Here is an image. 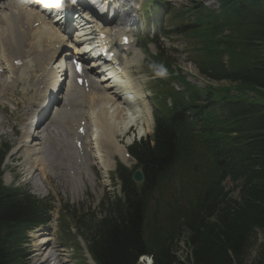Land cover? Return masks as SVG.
Here are the masks:
<instances>
[{
	"label": "trees",
	"instance_id": "1",
	"mask_svg": "<svg viewBox=\"0 0 264 264\" xmlns=\"http://www.w3.org/2000/svg\"><path fill=\"white\" fill-rule=\"evenodd\" d=\"M222 9L221 24L217 19L209 23L213 30L225 26L229 35L206 73L228 88L264 90V0H222ZM224 95L216 98L230 116L242 118L233 125L215 131L205 118L162 124L167 137L156 134L160 156L149 160L134 149L145 182L139 188L126 170L119 171L127 195L110 205L109 215L91 232L88 244L96 264H134L142 254L150 255L153 264H180L176 252L181 242L187 250L185 264H245L256 233L264 232V101ZM2 158L0 153V165ZM173 164L181 169L177 196L166 203L168 221L150 230L147 241L141 229L145 199ZM205 170L206 180L198 179ZM226 177L240 183L236 196L216 189ZM165 188L162 183L160 191ZM40 208L32 197L6 190L0 181V264H23L19 246L29 223L40 220ZM5 239L19 257L10 253ZM252 264H264V243Z\"/></svg>",
	"mask_w": 264,
	"mask_h": 264
},
{
	"label": "bare ground",
	"instance_id": "2",
	"mask_svg": "<svg viewBox=\"0 0 264 264\" xmlns=\"http://www.w3.org/2000/svg\"><path fill=\"white\" fill-rule=\"evenodd\" d=\"M159 16H162V12ZM157 18H159V20L155 19L153 23L157 22L159 26L161 18ZM39 21H44L43 16L38 13L36 14L29 6L23 7L21 4H16L13 0H0V69L7 75V79L5 80L6 93H14L16 83L19 82V80L17 82V79L15 80L16 75L25 72L27 69L26 59L36 64V68L33 70L34 73H37L35 75L36 78L33 79L35 90H30L33 94L25 92V100L23 102L27 105V117L30 116L31 119L42 115L46 108L45 106L53 95L52 91H55L58 85V83L54 82V72L48 68L51 60L56 56L60 48L66 49V54L68 55L71 49L74 50L76 45L81 44L80 41L66 40L65 37L60 34L59 26L48 25L46 22H42L39 27L34 28L33 25ZM94 30L96 29L92 25L85 26V28H80V33L87 34ZM105 34L109 35L110 33L107 32ZM115 36H117L116 33ZM91 40V43H98L96 38H91ZM81 52L82 51L75 49L74 54L85 57ZM15 61H20L22 66L16 67L14 65ZM95 66L97 65L95 61H93L92 67ZM30 71L28 73L29 79H31ZM89 74L90 76H96L97 73L91 71ZM107 75L111 77L114 75L122 78V76L116 74L112 70L109 71ZM121 75H125V72ZM71 77L72 73L69 72L66 75V81L62 83L57 93V95L60 93L62 94V97L57 100V103H59L61 107L55 105L58 112L55 121L51 124V127H53L51 136L46 134L50 126L46 131L37 130L35 132L31 130L32 134L27 132L24 138L22 137L23 139L21 142H19L13 150V154L15 155H17L21 149L25 150V160L23 164H25V166H30L32 164V166H30L31 171L35 169V167L39 169L38 171H40L41 167L44 170V168L47 169L48 165H50H46V162L49 161L50 163L53 157L51 156L52 158H50V152L47 150L48 145L46 149V143L51 140L54 142L55 156L58 157L63 166H68L69 171H73L75 175L81 170H84L86 173L88 172L90 154L95 163L106 171L107 168L109 169L113 166V163H110V160L106 159L100 147V143L103 141L102 135L107 139L106 145L114 148L113 154L118 152L122 156L124 153L120 147L118 137H124L127 134L128 127L134 122V118L141 116L147 111L146 106L142 103L140 93H136L134 96L142 103V109L139 108L138 104L130 106L133 99L128 96V94L132 89H128L126 82L123 83L126 84L128 90L119 89L121 92L125 93V99H123L124 103H122L125 106H122L120 103H116V96L111 92V87L109 88L108 85L104 84L106 80L105 76L100 82L90 84L91 91L89 93H84L80 89H75L72 85ZM36 80L41 81L36 82ZM95 88L97 89L96 91ZM3 95L5 96V94ZM39 99L42 104L38 102ZM83 104L87 109L86 113L89 115L92 129L90 135L87 136V138L85 137L84 145L82 146V155H79L72 146L70 135H72L74 131L72 123L76 122L75 126L79 127V123L83 120L82 117H86V115L80 116V112L84 107ZM48 108L49 107H47V109ZM129 112H131V116L129 118L130 120H128L129 122H127L124 117H126ZM32 125L33 124H31L30 127H33ZM119 128H122V132ZM129 130H131V128ZM137 134H140L139 136L142 135V130L140 128H138ZM39 139H43V142H40ZM127 141L130 142L131 138L127 139ZM32 142H34V145L31 147L30 145L33 144ZM87 142H90L91 147H89V149L88 144H86ZM19 154L21 153L19 152ZM31 157L34 158L32 161L30 159ZM77 160H79V163ZM42 174V177H44L45 173L43 172ZM27 181H32L31 183L34 186L37 185L36 187L42 185V181L38 176L32 175L27 178ZM39 236H43V232H40ZM36 238L38 239V237ZM44 246L50 247L48 248L47 255L43 256L44 251H42L40 253L41 255L37 257L39 252H35L37 259L42 263H45L48 259L56 262L58 258L56 259V256L52 258L51 252L53 246H51V239H46L45 237L40 242L38 241L34 247L41 251Z\"/></svg>",
	"mask_w": 264,
	"mask_h": 264
},
{
	"label": "rangeland",
	"instance_id": "3",
	"mask_svg": "<svg viewBox=\"0 0 264 264\" xmlns=\"http://www.w3.org/2000/svg\"><path fill=\"white\" fill-rule=\"evenodd\" d=\"M120 3H122V0H120ZM120 3H118L116 5H120ZM186 3H187V0H170V4L173 5L174 8H176L180 5H182V6L186 5ZM204 4H208L209 7L212 9L215 8V4L213 3L212 0H210ZM143 6L150 8V4L148 1H145L143 3ZM111 29L113 31H115V28H111ZM152 32L154 33V29H152V28L150 29V27L146 28L142 31V33L145 35L146 38H151L153 35ZM171 38L172 39L169 42L165 41V45L167 46V48H169L170 56L172 57L174 62L181 69L192 71V69L187 64L186 55L182 51L181 41L174 36H172ZM37 45H38V42H37ZM122 62H123V67L127 70V66H128L127 60H125V58H122ZM35 68H36V64L32 63V69L30 71L32 81H33V79L36 78L35 75L37 74V73H34V71H33ZM107 68H110V67H107ZM126 75H127V78L123 77L122 79H123V81L127 82L129 80V78H128L129 76H128V74H126ZM39 78H41V77H39ZM6 79L7 78L5 75L0 78V88H1L0 93L2 94V95L0 94V143L5 142V143L9 144L11 146V151L13 153V150L16 148L18 143L21 142V140L24 138L26 133L30 132L31 130L36 132L38 126H36V128L30 127L31 123L27 122V120H26V115H27L26 114L27 113L26 106L27 105L26 104H24L25 107H20V108H15V106H14V104L19 103L20 98L17 95L21 94L22 92H25L26 90H30L31 85L26 86V85H24V83L17 84V86L15 87L14 97L12 99V102L14 104H12V103L9 104L8 102L3 101V98H4L3 94H5V96L8 94L5 91V85H6L5 80ZM26 79H27V76H25L24 74H22L18 78V80H20V81H23ZM110 80L112 81L113 84H115L117 82L115 80L114 75H112ZM142 81H143V78H142ZM142 81L135 82V83L138 84V83H141ZM148 82H149V79L147 80V83ZM199 83L202 84V81H199ZM217 84L220 86H226L227 85L224 82H220ZM131 85L133 87V84H131ZM137 87H138V85H137ZM133 88H135V87H133ZM119 89L128 90L126 87V84L123 82H120ZM115 99H116V103H119L120 99H117L116 97H115ZM121 103H124V102L121 101ZM18 106H19V104H17V107ZM83 106L84 107L80 112L81 113L80 116L86 115V117L89 119V115L86 113L87 109H86L84 104H83ZM148 112H149V110H148ZM90 123H91V121L89 119V128L92 129V126H90ZM141 123H140V125H141ZM143 125H144V127L141 125V126H139V128H142V130L144 132V136L151 135V133H152V122L150 120L145 121L143 123ZM90 129H89V131H90ZM119 129L122 132V128H119ZM93 130H94V128H93ZM117 131L120 132L119 130H117ZM147 134H149V135H147ZM138 135H140V134H138ZM138 135H137V129H136L134 132L133 131L130 132L127 135V137H125V138L118 137V140L120 141V143H119L120 147L121 148H123V147L127 148L134 141L135 142L137 141V139L139 138ZM20 137H21V139H20ZM130 137H131V139H133L131 141V143L127 141V139ZM102 140L103 141H101L100 147L102 148L103 154L106 156V159H109L110 163H111L112 159L114 158V155H113L114 148L108 147L106 145L107 139L104 138L103 135H102ZM32 143L33 144L30 145L31 147L34 145V142H32ZM47 145H48V149H47ZM52 146H54V145H51L50 141H47L46 149L48 150V152H50V158H52V157L53 158L50 161V163H49V161L46 162V165L47 164H50V165H48L47 169L44 168V170L41 167L42 169L40 168V171H38L39 169L37 167H35L36 170L33 169L31 171L30 166H32V164L30 166L29 165L25 166V164H23V161L25 160L24 159L25 158V150H23V149H21L19 151L21 154H19V152H18L17 155H13V156L9 157L6 160V163H5L4 168H3L4 185L6 187H14V188L23 187L26 190L30 191V193H32L36 196L39 195L40 197H44L45 199H48L51 202L52 206L55 208V213L53 214V222L48 227L49 233H50L49 235L55 239L54 245L56 247V250L59 253H63V251H61L62 249H64L66 251V253H64V257H62V258L59 257V260H58L59 264H63L62 262H64V264H83V262H85L87 264H94V262L91 263V261H92L91 258L85 260L84 257L86 256V254H84L82 251H77L74 248H70L66 245L67 239L64 237L65 235L63 233H61L59 228H58L59 219H60V212L62 211L63 207L65 206L66 208H68V212H76V215L78 217L86 214L87 212H93V213L99 214L98 205L104 198H106V197L113 198L114 196L120 194L118 182L116 181L117 183L113 184L112 181L110 180V174L112 172H114L113 170L116 168L117 162L115 160V165L113 166V168L110 169L107 173H104L99 169L98 166L95 165V161L92 158H90V166L92 168V171H91L92 176L89 180V183L86 184L84 182H78L76 185H69L67 180L64 179V172H65L64 166L61 164L58 157L55 156V154H54L55 149ZM30 159L32 161L34 158L31 157ZM125 167L128 169L132 168V166H129V163H126ZM43 172L45 173L44 177H42ZM58 172H59V175H61V177L56 178L55 175H52V174H55ZM32 175L38 176V178H40L42 180V182H43L42 187L43 188L35 187L33 184L30 183L31 181H27V178H29ZM224 186L228 192L233 189L232 184H230L229 182H225ZM67 222H69L70 228L73 229L74 225L69 221L68 218H67ZM74 234H75V232H74ZM36 236H37V231H34V232L28 234L29 239L33 240V241L35 240ZM263 243H264V232H257L255 245L251 248V250L247 254V256L245 258V264H252L253 262H255V260H257L258 253L260 250V246ZM80 245H81L82 249L86 248L85 242L82 240H81ZM30 246H31V244L29 241V243L26 247L29 250L28 253L30 254L29 264H39V262H37L38 259L36 257L32 256V252H31L32 250L30 249ZM34 252H39V254H37V257H38L39 255H41L40 253L42 252V250L40 251V250L35 248ZM186 253H187L186 247L181 242L179 247L177 248V252H176V255H177V258H178L180 264H185ZM54 256L55 255L52 253V258H54ZM57 258L58 257L56 256V259ZM45 264H52V262L48 261ZM140 264H145V262L142 261V263L140 262Z\"/></svg>",
	"mask_w": 264,
	"mask_h": 264
},
{
	"label": "water",
	"instance_id": "4",
	"mask_svg": "<svg viewBox=\"0 0 264 264\" xmlns=\"http://www.w3.org/2000/svg\"><path fill=\"white\" fill-rule=\"evenodd\" d=\"M135 179L136 180H139L138 174L135 175Z\"/></svg>",
	"mask_w": 264,
	"mask_h": 264
},
{
	"label": "snow or ice",
	"instance_id": "5",
	"mask_svg": "<svg viewBox=\"0 0 264 264\" xmlns=\"http://www.w3.org/2000/svg\"><path fill=\"white\" fill-rule=\"evenodd\" d=\"M77 70H79V67L77 68Z\"/></svg>",
	"mask_w": 264,
	"mask_h": 264
}]
</instances>
